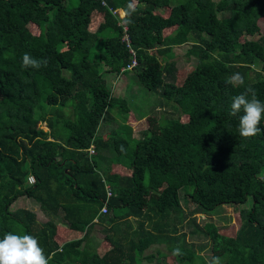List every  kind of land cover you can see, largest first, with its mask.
<instances>
[{"label": "trees", "instance_id": "1", "mask_svg": "<svg viewBox=\"0 0 264 264\" xmlns=\"http://www.w3.org/2000/svg\"><path fill=\"white\" fill-rule=\"evenodd\" d=\"M64 2L0 0V239L34 236L49 264H156L143 255L155 245H164L174 264H204L170 226L182 212L180 194L205 215L250 199L238 210L234 234L221 235L212 223L202 234L209 261L264 264V120L257 136L242 138L239 116L228 113L244 86L226 82L241 73L264 102V35L250 39L264 22V0H138L133 23H123L128 44L111 10L123 11L129 0H78L71 9ZM103 33L109 35L94 50ZM182 45L195 60L189 72L171 59ZM25 53L46 58L47 66L25 70ZM132 58L135 66L126 69ZM127 72L174 112L162 109L139 138L127 118L105 138L97 131L111 111L130 112L102 76ZM18 198L35 200L46 221L11 211ZM96 217L109 227L93 248L88 234ZM176 247L182 256H173Z\"/></svg>", "mask_w": 264, "mask_h": 264}, {"label": "rangeland", "instance_id": "2", "mask_svg": "<svg viewBox=\"0 0 264 264\" xmlns=\"http://www.w3.org/2000/svg\"><path fill=\"white\" fill-rule=\"evenodd\" d=\"M78 0H65V5L68 9L74 8L77 5ZM181 0H169V6H174L179 3ZM210 3H213L214 0H209ZM118 10V18L121 17V10ZM259 34L251 37V40H256L259 36L264 35V22H258ZM29 29L33 35H37L38 31L35 27L29 26ZM109 34L103 33L100 35L98 41L94 45V50L101 48L103 39ZM188 45H182L173 47L171 49V59L175 62V66L179 71H187L189 72L193 66L195 65V60L193 58H187L185 53L188 49ZM105 66H103V69ZM255 70H258V66L254 67ZM103 79L105 84L112 91V96L122 98L126 101L127 106L129 108V114H122L118 112V110H112L110 113L111 119L105 122H101L98 128L97 134L100 136H104L105 138L110 135V132L118 127L120 124L127 120L128 126H130L132 130V137L139 138L141 136V132L146 130L148 124L150 123V118L154 120L162 113V109L165 113H172L174 111L169 108L158 105L160 99L157 96H154L155 93L146 92L135 80V76L132 72H127L122 75H113L108 73H103ZM117 77V79H116ZM264 79V75L262 76ZM116 79V80H115ZM68 106L62 107V114L69 117L71 115L70 110L67 108ZM158 107V108H157ZM153 108V111L151 110ZM160 111H158V110ZM172 111V112H171ZM124 120V121H123ZM38 129L46 131V127L44 124H38ZM87 154H89L87 152ZM100 155V153H97ZM105 157L108 154L102 153ZM107 155V156H106ZM258 178L264 182V167L261 169ZM181 191H179L180 193ZM180 205L182 208V212L177 217H173L170 219V226L174 227L176 230L175 236H182L186 246H190L195 251L199 252V256L204 264H209V258L211 255L210 252V244L207 241L206 237L202 234L204 223H212L218 230V233L221 235H232L235 233L239 226V216L238 210L240 209H248L251 201L250 199L244 205L238 206L235 210L231 209V207L225 206L223 207V211L214 214V215H205L197 210V208L189 203L187 198L182 197L180 194ZM26 209L34 213L35 220L38 223H43L46 221V217L42 214L40 209L38 208V203L33 199L28 198H18L13 204L10 206V210L14 209ZM108 223H103V226H107ZM136 222L131 220V226L135 227ZM146 228L145 226H143ZM102 235V234H101ZM88 240L92 244L93 248L98 246L99 239L101 236H98L93 231L89 232ZM181 239V238H180ZM180 241V240H179ZM157 252L161 253L162 256H157ZM152 255L151 259L152 263L156 264H174L170 253L165 249L164 245H155L149 247L145 250L143 255ZM140 264H147L146 260L141 261ZM181 264H188L186 262Z\"/></svg>", "mask_w": 264, "mask_h": 264}, {"label": "clouds", "instance_id": "3", "mask_svg": "<svg viewBox=\"0 0 264 264\" xmlns=\"http://www.w3.org/2000/svg\"><path fill=\"white\" fill-rule=\"evenodd\" d=\"M139 11L138 0H129L122 11L121 20L124 24L133 23L132 17ZM218 60L219 57H216ZM46 58H35L28 53L22 57L21 66L25 70L31 68L39 70L47 66ZM234 88L244 86L243 92L234 96L230 104L229 116H239V135L250 139L261 132L260 123L264 120V102L257 97V92L252 86H245V78L239 73L231 74L227 81ZM123 150V146H121ZM173 256H182L181 248L173 249ZM0 264H49L44 249L37 238L32 235H17L8 232L0 239ZM209 264H220L218 257H213Z\"/></svg>", "mask_w": 264, "mask_h": 264}, {"label": "built area", "instance_id": "4", "mask_svg": "<svg viewBox=\"0 0 264 264\" xmlns=\"http://www.w3.org/2000/svg\"><path fill=\"white\" fill-rule=\"evenodd\" d=\"M103 5H104V3H102ZM118 10H111V14L112 15H114V16H116L117 18H118ZM121 13H122V11H121ZM118 20H119V22H118V25L119 26H121L122 27V31H123V36H122V38H121V40L125 43V44H128V39H127V34H126V27H125V25L123 24V22H121V17L120 18H118ZM130 53L133 55V52H131L130 51ZM135 60L132 58L131 59V62H130V64L126 67V69L128 68V69H130V68H132L133 66H135ZM122 71H123V69H121ZM87 152L89 153L88 155H90V154H92V150L91 149H87ZM27 183L28 184H32L33 183V178L31 177V176H29L28 178H27ZM106 189V196H107V198L110 196V192H109V189H108V187H105ZM100 213L102 214H104V213H106V208H105V206H103L101 209H100Z\"/></svg>", "mask_w": 264, "mask_h": 264}, {"label": "crops", "instance_id": "5", "mask_svg": "<svg viewBox=\"0 0 264 264\" xmlns=\"http://www.w3.org/2000/svg\"><path fill=\"white\" fill-rule=\"evenodd\" d=\"M120 10V9H119ZM47 131V130H46ZM98 216H100L99 215V213H98ZM97 217L93 220V223H95L94 225H93V227H92V229H91V231H93V233H96L98 236H101V238L99 239V242H98V244L101 242V240H102V238H103V228H104V226L103 225H100L99 223H97ZM109 226H105V228H108ZM90 231V232H91ZM102 234V235H101ZM89 237V236H88ZM97 247V246H96Z\"/></svg>", "mask_w": 264, "mask_h": 264}]
</instances>
